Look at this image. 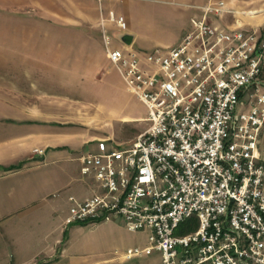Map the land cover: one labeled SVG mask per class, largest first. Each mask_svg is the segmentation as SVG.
<instances>
[{"label":"built area","instance_id":"1","mask_svg":"<svg viewBox=\"0 0 264 264\" xmlns=\"http://www.w3.org/2000/svg\"><path fill=\"white\" fill-rule=\"evenodd\" d=\"M202 9L167 50L116 48L103 31L126 91L147 109L148 128L80 154L81 173L98 190L69 197L65 225L120 218L131 232L147 231L149 244L129 248L127 261L157 253V264H264V29L210 22L232 13L222 0ZM106 23L128 30L124 16L110 13ZM182 226L187 233L177 234Z\"/></svg>","mask_w":264,"mask_h":264},{"label":"crops","instance_id":"2","mask_svg":"<svg viewBox=\"0 0 264 264\" xmlns=\"http://www.w3.org/2000/svg\"><path fill=\"white\" fill-rule=\"evenodd\" d=\"M207 3L208 0L102 1L106 11L124 16L128 23L126 32L108 25L114 46L126 45L120 40L126 33L133 38L129 47L143 52L179 45L191 30L192 19L203 15L202 8ZM67 23L58 26L77 29L52 36L56 46L49 42L51 49L26 53L24 58L30 66L0 67V124L4 131V135L0 134V264H35L40 259L54 264L62 257L64 249L56 254L59 239L43 250L36 249L31 237L23 244L22 229L15 220L29 219L32 224L31 220L44 214L39 213V208L47 206L44 193L61 182L46 174L48 165L74 153H78L79 161L82 152L96 150L101 140L117 142L94 125L83 126L79 110L86 107L83 93L107 85L108 69L113 68L107 66L111 62L100 20L94 24L86 20ZM87 27L92 29L87 31ZM36 149L43 155H37Z\"/></svg>","mask_w":264,"mask_h":264},{"label":"rangeland","instance_id":"3","mask_svg":"<svg viewBox=\"0 0 264 264\" xmlns=\"http://www.w3.org/2000/svg\"><path fill=\"white\" fill-rule=\"evenodd\" d=\"M102 1L0 0V67L30 66L29 60L24 58L26 53L51 49L49 42L55 39L52 36H61V31L67 29H77L58 26L67 25L68 21L86 20L94 24L95 20H100L102 38L103 31L114 36L108 27L113 24H102V20H106L110 14L104 9ZM222 1L232 13L210 16V22L226 29H264V0ZM86 29L89 31L92 28ZM60 38L58 42L62 41ZM52 43L56 46V42ZM108 70L107 85L93 91L88 89L85 94L81 92L86 104V107L79 108L83 126L94 125L96 130L117 142H131L148 128V123L139 119L146 117L148 112L137 97L126 91L117 70L114 67ZM0 134L4 135L2 124ZM260 150L264 157V131ZM77 158L78 153H74L68 159L45 168L46 174L59 178L61 182L44 193L47 206L39 208V213L43 215L31 220L32 224L29 219L25 222L15 220L16 226L22 229L21 242L24 244L31 237L36 249L43 250L59 239L60 250L56 254L59 255L63 249L64 252L62 257L55 259L54 264H157L160 259L157 253L131 261L123 259L121 255L129 248H144L149 240L147 231L131 232L120 218L112 222L65 225L72 206L69 197L74 195L78 199H85L93 194L94 189L98 190L94 178L82 175ZM187 227L182 226L177 234L187 233ZM34 229L36 231L32 232ZM42 263L47 264L41 259L35 264Z\"/></svg>","mask_w":264,"mask_h":264},{"label":"water","instance_id":"4","mask_svg":"<svg viewBox=\"0 0 264 264\" xmlns=\"http://www.w3.org/2000/svg\"><path fill=\"white\" fill-rule=\"evenodd\" d=\"M120 40H121L124 44H126L127 46H131L133 38H132V36H130V35L124 33V34L121 35ZM43 159H44V158H43Z\"/></svg>","mask_w":264,"mask_h":264}]
</instances>
